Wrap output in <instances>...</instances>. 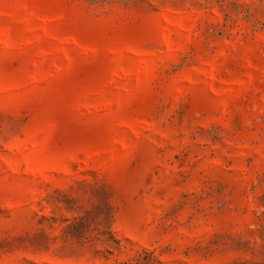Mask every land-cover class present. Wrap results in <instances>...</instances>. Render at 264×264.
Here are the masks:
<instances>
[{
	"label": "rangeland",
	"instance_id": "obj_1",
	"mask_svg": "<svg viewBox=\"0 0 264 264\" xmlns=\"http://www.w3.org/2000/svg\"><path fill=\"white\" fill-rule=\"evenodd\" d=\"M0 264H264V0H0Z\"/></svg>",
	"mask_w": 264,
	"mask_h": 264
}]
</instances>
